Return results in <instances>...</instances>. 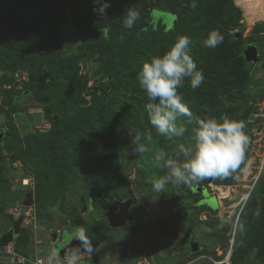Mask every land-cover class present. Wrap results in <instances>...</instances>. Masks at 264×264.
<instances>
[{
    "label": "rangeland",
    "instance_id": "obj_1",
    "mask_svg": "<svg viewBox=\"0 0 264 264\" xmlns=\"http://www.w3.org/2000/svg\"><path fill=\"white\" fill-rule=\"evenodd\" d=\"M10 1L15 5L21 0ZM117 1L119 0H107L111 6L107 9L106 16L100 15L98 10L102 5L98 0H95L94 7L95 12L102 18V22L108 23L107 25L109 26L115 25L116 36H119L124 34L123 22L121 24L124 13L122 15L123 5H118ZM248 1L252 2V0H233L234 6L241 12L240 24H242L241 22L245 16L249 17L248 10L245 8ZM52 2L53 0L48 1V3ZM37 4L39 8L47 6L45 0L37 1ZM0 6H2L1 1ZM31 11L33 12V9ZM147 12L149 13V8L144 11V14ZM155 16L157 19H161L168 27H171L174 20L172 15L155 12ZM67 17L66 24L58 33H60L62 41L61 61L63 64L61 65V70L67 71L70 65L74 68L72 71L78 74L73 78V82H78L79 89L72 86L71 93L74 94L73 96H68L69 98L64 99L65 95L63 93L52 99L53 95L51 92L36 96L25 94L24 102L28 103L25 104L19 101L18 105H25L26 108H20V113L15 114L9 107L13 94H7L4 90H12L14 88L18 91H26L24 90V85L29 82L30 78L28 71L19 70L14 72V74H6L5 71H0V133H3L4 136H2L3 144L0 145V236L6 233L11 228V225L27 211V209L23 210L20 203L25 191L33 194L34 206L31 209L35 211V216L32 212H29L28 223H21L17 236L10 244V252L0 249L2 250L0 252V264H26V261H32L33 257L39 253L38 251L41 250L45 254L50 252L52 248L45 244L49 241L50 229L43 222L51 219L50 215L52 212L53 216L59 214L58 209L60 214H62L61 216L70 223L72 218L76 221L77 217L80 220V227L86 229L88 235L92 227H96V224L88 226L87 221L82 218V215L78 214L81 212V208H79L81 202L86 207L88 199L96 201L100 198L102 192L105 193V197H110L113 193L120 197L123 185L127 186L135 197L134 205L131 209L134 215L133 221L116 234L107 235L106 239L102 241L98 252L96 251L97 253L95 252L92 258H83L82 264H135V261L140 257H146L152 264H213L212 261L208 260L207 255L190 258L189 247L186 243L187 235L188 237L191 235L199 245L198 251H204L207 248L214 250L218 256H222V250L218 247L219 244L214 242L216 239L213 234L215 236L217 234L220 235L218 239H223L221 236L228 238V248L225 254L223 253L222 259L213 258V261L216 260L215 263L223 262L225 261V256L229 254L228 261L230 264V257L233 252L232 247H234L236 236H238L240 220L246 206L242 209L239 217L236 218V212L234 213L228 207L232 200L224 201L218 197L217 203L215 195H213L216 192L213 191H211L213 194L209 193L212 197L209 200V206L212 211L217 210V214L207 210L204 205H199L201 196L197 192H191V190L197 187L195 185L206 186L209 189L208 179L192 186L168 185L166 192L160 194L153 189L151 183L154 178L164 175L166 171L154 163V154L159 150H164L169 156H175L178 144L190 145L191 135L169 142L166 148H163L159 140L153 137L152 143L147 145L151 152L143 155L134 154L131 151L134 147L131 144V138L128 142H121V137L116 134L114 137L116 147L123 149V152L120 150L114 152L111 141L106 142L107 146L105 147L104 145L105 148L95 152L96 148L93 147L95 143H88V140H83L79 142L80 145L77 144L78 142H73L72 146L66 147L68 152H65V150L63 152L65 155H61L59 161L58 157L51 160L46 157L48 152H45L47 148L44 145L47 143V145L54 146V143H52L53 139L62 136L63 127L67 126L70 120L71 122L72 120L76 122V118L79 115H84L91 104V93L89 90L94 83V79L81 66L76 67L74 64L72 66L70 53L75 44L72 39H74L73 37H75L79 29L76 22L74 21V24L70 20L71 17ZM52 18H54V21L61 20V18L49 16L47 22ZM148 26L150 25L147 24ZM250 27L252 29L254 26L252 27L251 25ZM160 29L161 26L159 24H152L147 30L152 35L142 37L146 41H143L141 46L152 51V54L146 56L142 63L149 62L151 57L162 55L167 51V43L170 39L169 37L168 39L165 38L160 33ZM50 31L49 27L45 28V32L49 33ZM243 36H245L244 33ZM36 37L37 40L35 42L38 41V45H40L44 37L41 36V33ZM244 40H247V38ZM230 41L233 42L235 39L230 38ZM221 46L220 44L216 49ZM229 46L231 47L232 45H226L222 52H225ZM244 50V55H251L257 52V61L255 63L241 61L240 65L247 75L248 82L244 83L240 89L235 90L233 96L238 106L241 104L243 107V105L248 103L246 109L247 111L248 109L252 111L254 105L264 99V45L247 43ZM224 59L226 58L223 57ZM89 65L91 69H100L98 64L90 62ZM141 67H138L139 70ZM72 71L69 74H73ZM130 73L134 76V84L139 86L133 67ZM98 76H102L101 72H99ZM130 79L128 78V80ZM138 88L139 90L136 89V86H133V89L137 90L139 95H145L140 86ZM44 90L47 91V89ZM192 96H194L193 93ZM34 98L35 101H33ZM193 99L198 100L197 105L199 104L200 106L202 104L198 96H194ZM184 102L188 105L190 104L187 100H184ZM56 108L60 109L58 113H56ZM239 110L235 109L234 111L231 108L228 109V113L231 115L236 114L239 117ZM209 116L210 114H207L206 117ZM248 120L249 118L244 120L247 136L251 134ZM23 125H27L28 129L23 131ZM6 127L7 130L5 132L3 129ZM132 127L135 132L140 131L139 126L132 124ZM190 129H192L191 125ZM92 131L96 132L94 129ZM86 148L90 149L89 155L85 152ZM25 150L29 154H24L23 151ZM249 154L248 149L245 162L236 173L222 178L235 179L233 184L228 186H237L242 183L239 182L242 175L244 180L247 179V175L252 168L251 155ZM26 156L29 157L27 158ZM30 157L31 167L25 168L28 162L27 159ZM112 158L113 160H111ZM121 166H124L123 171H120ZM245 171L246 173H244ZM43 172L45 174L39 177V173ZM261 179H264V176ZM27 181L28 185L23 186V183ZM210 183L214 184L213 182ZM36 185H40L41 189H43V196L39 200L35 196L34 189ZM223 191L225 192L226 189H223ZM236 191H243V189L238 187ZM259 191L258 186L256 197L260 196ZM232 196L233 193L231 192L229 198L232 199ZM259 201L262 202L263 200ZM260 202L258 203L259 205L261 204ZM76 209H78L77 214L74 213ZM73 213L74 215H72ZM75 214L77 215L76 217ZM55 221H57L56 218ZM99 229H102V225ZM225 229L227 230L225 231ZM100 236L103 238V234ZM230 242H232L231 245ZM58 247L60 255L63 257L62 254L66 251V246L59 245ZM28 250L29 252H27ZM256 253L257 250L255 249L248 252L245 258L247 264H264V261L257 259ZM225 264H228V262Z\"/></svg>",
    "mask_w": 264,
    "mask_h": 264
},
{
    "label": "trees",
    "instance_id": "obj_2",
    "mask_svg": "<svg viewBox=\"0 0 264 264\" xmlns=\"http://www.w3.org/2000/svg\"><path fill=\"white\" fill-rule=\"evenodd\" d=\"M0 1L2 2L0 6V71L14 74L19 70H27L30 77L29 82L24 85L26 91H18L14 88L4 90L7 94H13L9 107L15 114L20 113V108H26L25 105H18L19 101L28 103L24 102L25 94L36 96L51 92L54 99L57 95L64 93V99H66L74 95L71 93L72 86L79 89L78 82H73V78L78 75L77 72L72 71L74 68L69 65L67 71L61 70L62 41L58 33L66 24L67 16H70V20L78 25L79 30L72 39L75 44L70 58L72 66L73 64L76 67L81 66L94 79L89 90L91 104L84 115L76 118V122L70 120L71 124L63 127L62 136L53 139L54 146L47 143L44 145L47 148L45 152H48L46 157L49 160L58 157L59 161L60 156L65 155L63 152L66 147L72 146L73 142H78L77 144L80 145L79 142L83 140L95 143L93 146L96 148L95 152L105 148L108 141L112 142L114 152L117 150L123 152V149L116 147L114 137L117 134L121 137V142H128L135 135L132 124L139 126L142 133L151 132L163 148H166L169 142L178 139L168 140L152 128L146 112L148 101L144 94H138L139 86L134 84V76L130 73L133 67L137 76L138 67L143 65L142 60L152 54L150 49L141 46V43L146 41L142 37L152 35L147 31L152 24H159L160 33L167 39L169 37L167 50L181 35H187L192 41L189 45L192 52H189V55L196 64L197 70L203 73L204 80L199 88L192 89L190 80L186 79L184 87L179 89V92L184 100L190 103L189 108L193 116L203 119L210 114L218 118L227 113L230 118L244 121L251 114V111L246 109L248 103L243 107L241 104L237 105L233 92L248 82L240 63L247 62L244 57L247 43L264 45V23L256 24L246 36H243L245 27L239 23L241 12L234 6L233 0H119L117 4L123 5L122 15L128 7H135L140 12V19L131 30L125 29L122 24L124 18L121 20L124 34L119 36H116L115 25L109 26L108 23L102 22L100 15L95 12V0H53L52 3H48L51 0H45L47 6L42 8L38 7L37 1L43 0H21L15 5L10 0ZM192 3L197 4L194 10L191 8ZM147 8L149 13L144 14ZM155 12L172 15L174 20L171 27L164 24L161 19H157ZM49 16L61 18V20L54 21L52 18L47 22ZM147 24L150 26L147 27ZM46 27L51 29L49 33L45 32ZM211 30H219L224 37L219 49H208L203 46V40L207 38ZM39 33L44 37L40 45L38 41L35 42ZM230 38H234L235 41H230ZM246 38L247 40L243 41ZM228 44L232 46L222 52ZM223 57L226 59L223 60ZM90 62L98 64L100 69H91ZM71 71L73 74H69ZM99 72L102 74L101 77L98 76ZM128 78L131 79L128 80ZM133 86H136L137 90H134ZM192 93L199 97L202 103L200 106L197 105L198 100L193 99ZM231 108L234 111L240 109L239 117L228 113V109ZM208 109L210 110L206 113ZM58 110L60 109L56 108V113ZM179 123L181 122L178 121ZM183 123L188 128L184 137H188L192 129L186 120ZM22 129L23 131L28 129L27 125H23ZM3 130H7V127ZM248 137L250 142L251 134ZM2 144L1 138L0 145ZM23 152L29 154L26 150ZM65 152H68V149ZM85 152L89 155L90 149L86 148ZM27 160L25 168H30L31 157ZM120 168V171H123L124 166ZM43 174L45 172L39 173V177ZM263 176L264 172L245 204L246 208L240 220V230L232 247L230 264H247L246 255L253 249L257 250V259L264 261V179H261ZM233 180L235 179L215 178L212 182L216 185L228 186L233 184ZM258 186L260 196L256 197ZM34 191L36 198L41 199L43 189L40 185H36ZM261 199L262 202L259 201ZM204 207L216 214L208 206L204 205ZM257 211L260 213L259 216L256 215ZM213 236L218 241L214 242L219 244L222 256H218L214 250L207 248L204 251L192 253L189 243V257L207 255L212 259H222L223 253L225 254L228 248V238L221 236L223 239H218L220 236L218 234ZM188 238L194 240L191 235L189 237L187 235V240ZM38 252L32 260L48 256L41 250Z\"/></svg>",
    "mask_w": 264,
    "mask_h": 264
},
{
    "label": "clouds",
    "instance_id": "obj_3",
    "mask_svg": "<svg viewBox=\"0 0 264 264\" xmlns=\"http://www.w3.org/2000/svg\"><path fill=\"white\" fill-rule=\"evenodd\" d=\"M98 2L102 5L98 10L100 15L106 16V11L111 6L110 3L107 0H98ZM196 7V3L191 4L193 10ZM139 19V10L135 7H128L124 13L123 27L131 30ZM243 26L245 27V25ZM223 39L224 37L219 30H211L207 38L203 40V46L208 49H215L223 43ZM191 43L192 41L187 35L177 37L175 43L166 52L162 55H155L151 57L149 62L143 63L137 74L139 86L148 101L146 104L148 119L152 128L159 135L168 140L182 138L188 131L183 121L186 120L187 124L193 125L190 145L178 144L175 156H169L164 150H159L154 154V163L162 170H166L164 175L151 181L153 189L158 194L165 193L168 185L192 186L209 178L229 177L240 169L246 159L249 144L246 123L243 120L230 118L227 113L218 118L215 116L203 119L195 117L179 92V89L184 87L186 79L190 80L192 89L199 88L204 80L203 73L197 70L196 64L189 55ZM178 121L181 123L178 124ZM152 141L151 132L136 131L135 135L132 136L131 144L134 147L131 151L139 155L149 153L151 149L147 145H150ZM210 182L208 183L209 189L203 186L210 194L212 193L210 185L223 186ZM213 195H215L218 203L217 193ZM259 214L257 211L256 215L259 216ZM73 239L77 240L79 245H84L87 241L86 229L77 227L74 230ZM231 244L232 242H230ZM90 247V242H87L85 248L80 246L67 248L63 257L60 255L59 248H53L50 254L39 264H82V255L84 252H88ZM4 248L0 249L3 250ZM81 249L84 251L82 252ZM89 254L91 253L89 252ZM141 258L147 259L146 257L138 259ZM228 259L229 254L225 256V261L221 264L226 262L229 264ZM208 260L212 261L213 264L220 263V261L215 263L216 260L213 261L209 256Z\"/></svg>",
    "mask_w": 264,
    "mask_h": 264
},
{
    "label": "flooded vegetation",
    "instance_id": "obj_4",
    "mask_svg": "<svg viewBox=\"0 0 264 264\" xmlns=\"http://www.w3.org/2000/svg\"><path fill=\"white\" fill-rule=\"evenodd\" d=\"M28 185V181L23 183V186H27ZM30 194L31 195V200L32 203L29 206H24V202L26 200V195ZM128 200H130V206L128 207V214L130 216H132V220L130 222H128V225L133 221L134 219V215L131 212V209L134 205V201H135V197L134 194L127 188V186L123 185L122 187V195L119 197L116 194H112L110 197H105V193L102 192L100 195V198H98L96 201H94V199H88V204L85 207L84 203L81 202V204L79 205V208H81V212L78 213V209H76V212L74 213H78L80 214V216L82 215V218H84L87 223L88 226H92L93 224H96V227H92L91 232L87 235V242H97L98 246L96 247V249L94 250V252H92V254L87 255L88 258L93 256V254L97 251L100 247V245L102 244V241L106 239L107 235H110L113 233L116 234L117 232L121 231L123 228H126L128 225L126 226H120V227H112L109 225L107 219H106V215L104 214V212L106 210H113L115 211V208L120 207L119 203L124 207L125 206V201L127 202ZM201 200H202V196H201ZM200 200V201H201ZM21 205L23 207V210L27 209V211L24 213V215L26 213L32 212V214L35 216V211L33 209H31V207L34 206V198H33V194L30 193L29 191H25V194L23 195V198L21 200ZM107 204L111 205V206H107ZM57 208V207H55ZM121 208V207H120ZM58 209V208H57ZM50 214V212H48ZM58 213L55 216H53V212L50 215L51 219L47 222H43L44 225L46 227H48V229H50L49 231V241L45 244H48L52 249L53 248H59V245H65L66 243V234L68 235H72L74 233V230L77 227H80L78 218L76 217L77 215L75 214L76 217V221H74V219L72 218V222L70 223L69 221L65 220L60 214V211L58 209ZM74 213L72 215H74ZM24 215L22 216L24 218ZM31 216V213H30ZM21 217V216H20ZM55 218L57 219V221H55ZM24 219H22L23 222ZM16 222V221H15ZM21 222V223H22ZM104 222V223H103ZM106 224V226H105ZM102 225V229L100 230V226ZM13 226V224L11 225V227ZM21 226V225H20ZM103 234V238H101L100 235ZM191 238H188L187 240V246L189 245V241ZM193 242H195V240H193ZM59 243V245H58ZM43 244V245H45ZM41 245V246H43ZM40 246V247H41ZM191 246V245H190ZM189 246V248H190ZM199 249V246H198ZM198 251V250H197ZM96 252V253H97ZM47 255L50 254V252H46ZM98 259V258H97Z\"/></svg>",
    "mask_w": 264,
    "mask_h": 264
},
{
    "label": "built area",
    "instance_id": "obj_5",
    "mask_svg": "<svg viewBox=\"0 0 264 264\" xmlns=\"http://www.w3.org/2000/svg\"><path fill=\"white\" fill-rule=\"evenodd\" d=\"M246 3L247 5H245V8L248 10L247 12L249 17L245 16L244 20L241 22L243 25H245V36L251 30V25L253 27L255 24L264 22V0H258V2L257 0H252V2L248 1ZM250 9H252V11H250ZM248 122L251 127L252 138L247 146V150L249 149V155H251L252 168L251 170L249 169L250 173L247 175V179L244 180V176L242 175L241 180L239 181L242 183L237 186H228L226 188L223 186L210 185V187H215L217 189V195L219 198H222L226 201L232 200V203L228 207L231 208L234 213L236 212V218H238L240 215L255 184L257 183L261 174L264 172V99L258 101L254 105ZM244 173H246V171ZM238 187L242 188L243 191H236V188ZM223 189H226V191L224 192ZM231 192L233 193L232 199L229 198ZM222 193L225 194L223 197L220 196ZM28 216L29 213L24 215V223H28ZM3 250L9 253L11 250L10 245L5 247ZM45 258L37 257L32 261H26V264H39V262ZM221 263L222 262L218 264ZM136 264L152 263L145 258H141L137 260Z\"/></svg>",
    "mask_w": 264,
    "mask_h": 264
},
{
    "label": "water",
    "instance_id": "obj_6",
    "mask_svg": "<svg viewBox=\"0 0 264 264\" xmlns=\"http://www.w3.org/2000/svg\"><path fill=\"white\" fill-rule=\"evenodd\" d=\"M245 60L247 62H251V63H255L257 61V52H254L251 55H244ZM3 136V133H0V142H1V138ZM208 181H211V178L208 179ZM193 192H197L200 195H202V200L200 201V205H206L208 206L210 209H212L209 206V200L212 199V197L210 196L208 190L205 187H196L192 189ZM216 199V198H215ZM130 200H128L127 202L125 201V206L123 207L120 203L118 208H115L116 210L113 211L111 209L106 210L104 212V214L106 215V219L109 223L110 226L112 227H120V226H126L128 225V222H130L132 220V216H130L128 214V207L130 206ZM32 203L31 200V195L27 194L26 195V200L24 202V206H29ZM107 206H111L109 204H107ZM218 211L215 210L214 213H217ZM23 217H19L16 222L13 224V226L4 234H2L0 236V248L6 247L9 244H11L14 240V237L17 236L18 231L20 229V225L22 222ZM74 234V233H73ZM73 234L72 235H68L66 234V243H65V248L67 250V248L73 247V246H80L81 248H85L87 247V241L85 242L84 245H79V242L75 239H73ZM91 247L88 250V252H84V254L89 255V252L92 254V252H94V250L96 249V247L98 246L97 242H92L90 243ZM190 245H191V251L195 252L198 250V244L193 242V240H190ZM81 251L83 252L84 250L81 249ZM64 255V254H62Z\"/></svg>",
    "mask_w": 264,
    "mask_h": 264
},
{
    "label": "bare ground",
    "instance_id": "obj_7",
    "mask_svg": "<svg viewBox=\"0 0 264 264\" xmlns=\"http://www.w3.org/2000/svg\"><path fill=\"white\" fill-rule=\"evenodd\" d=\"M211 191L217 193V189L215 187H211ZM224 195H225L224 193L220 194L221 197H223Z\"/></svg>",
    "mask_w": 264,
    "mask_h": 264
},
{
    "label": "crops",
    "instance_id": "obj_8",
    "mask_svg": "<svg viewBox=\"0 0 264 264\" xmlns=\"http://www.w3.org/2000/svg\"><path fill=\"white\" fill-rule=\"evenodd\" d=\"M83 255H84V254H83ZM83 255H82V260H83V258H88L87 255H84V256H83ZM82 263H83V262H82Z\"/></svg>",
    "mask_w": 264,
    "mask_h": 264
}]
</instances>
